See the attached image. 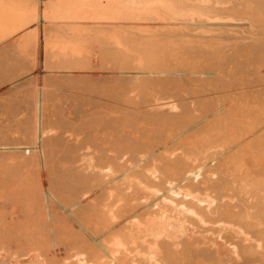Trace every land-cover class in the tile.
Listing matches in <instances>:
<instances>
[{
	"label": "bare ground",
	"instance_id": "1",
	"mask_svg": "<svg viewBox=\"0 0 264 264\" xmlns=\"http://www.w3.org/2000/svg\"><path fill=\"white\" fill-rule=\"evenodd\" d=\"M3 81L0 264H264V0H0Z\"/></svg>",
	"mask_w": 264,
	"mask_h": 264
},
{
	"label": "rangeland",
	"instance_id": "2",
	"mask_svg": "<svg viewBox=\"0 0 264 264\" xmlns=\"http://www.w3.org/2000/svg\"><path fill=\"white\" fill-rule=\"evenodd\" d=\"M106 63V59L103 56L99 57L96 64L90 63L85 68L73 69L66 80L59 81L60 89L56 96L55 107L52 109L55 117L64 122L78 123L91 115L95 117L94 113L98 107L105 106L108 101L112 102V98H109L106 92H102V86L110 84L113 77L121 73L118 72V67H111L108 65L109 63ZM124 69L131 70L129 67ZM126 74L122 73L121 75L125 76ZM0 83V104L6 99H10L17 91L20 92L24 89L23 81H18L14 85L10 84V86L7 81ZM19 83H22V85ZM17 87H22V89ZM17 97L16 95L11 104L14 109L22 110L24 103H21ZM52 113L50 116H52ZM5 125L6 122L0 121V129H4Z\"/></svg>",
	"mask_w": 264,
	"mask_h": 264
}]
</instances>
